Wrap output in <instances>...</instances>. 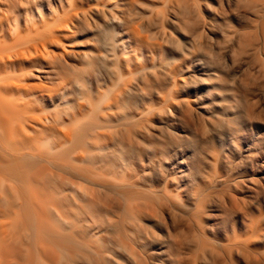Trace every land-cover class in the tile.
Listing matches in <instances>:
<instances>
[{
	"label": "bare ground",
	"instance_id": "obj_1",
	"mask_svg": "<svg viewBox=\"0 0 264 264\" xmlns=\"http://www.w3.org/2000/svg\"><path fill=\"white\" fill-rule=\"evenodd\" d=\"M107 1L0 0V264H167L150 247L162 242L156 219L174 209H182L176 230L184 239L174 250L163 241L167 261L228 264L248 244L235 227L226 230L221 244L208 236L206 213L190 200L194 196L202 204L211 179L198 167L186 165L185 158L179 171V177L186 178L183 193L153 182L146 185L129 170L118 178L114 171L96 172L76 162L95 158L96 150H120L134 156L137 170L152 173L153 167L180 154L173 149L178 143L174 130L159 138L146 129L153 115L162 126L179 108H184V116L190 115L191 104L214 95L223 110L217 124L226 121L220 117L236 121L247 114L242 97L217 79L209 44L228 51L230 57L255 54L264 41V0H146V5L141 0H111L109 14ZM138 5L147 13L144 26L134 23ZM89 13L102 16V23L112 29L120 27L115 42L114 33L110 39L108 25L102 24L107 48L85 59L88 66L100 58L106 63L112 60L110 52L115 55V48L121 49L128 72L118 67L112 76L122 79L121 88L108 93L102 108L104 94L98 83L84 86L90 112L77 105L72 113L65 111V120L58 110L40 116L36 111L43 112L53 98V71L51 65L43 69L38 63L50 60L59 64V72L69 69L63 63L67 54L63 39L71 18L86 21ZM221 25L227 32L220 33L223 41L218 39L215 45L212 39ZM144 52L154 62L152 72L134 77L129 57L144 59ZM192 73H202L217 86L208 83L205 94L198 95L183 77ZM178 94L184 97L181 103L172 99ZM216 130L226 137L236 131L230 126ZM213 156L215 167L220 157ZM74 178L103 188L110 202L98 204L93 212L94 203L83 200L85 188ZM158 223L167 227L164 220Z\"/></svg>",
	"mask_w": 264,
	"mask_h": 264
},
{
	"label": "rangeland",
	"instance_id": "obj_2",
	"mask_svg": "<svg viewBox=\"0 0 264 264\" xmlns=\"http://www.w3.org/2000/svg\"><path fill=\"white\" fill-rule=\"evenodd\" d=\"M141 1L146 5V0ZM107 6L105 12L113 13L114 2L108 0ZM139 8L143 7L138 5L136 9ZM137 12L134 23L144 26L147 20L146 10L139 9ZM89 17L90 19L86 21L79 19L82 20L81 22L71 18L67 29L68 36L63 39L67 51L63 63H66L69 69L59 72V64L50 62V60L38 63L43 69L49 65L52 66L51 74L53 76L50 89L53 98L43 106V112L36 111V114L43 116V113L52 114L58 110L59 115L63 116L65 120V111L72 113L73 108L77 105H84L83 111L90 112L89 95L84 93V86L88 88L98 83L97 87L102 89L101 92L104 94L100 105L102 108L105 107L108 100V93L111 95L120 90L121 84L119 83L122 82V79L112 78V76L117 75L118 67L128 72L121 49L116 50L115 48V55L110 52L109 59L112 60H105L106 63L103 58H100L92 66L86 64V56L107 48L104 44L105 35L100 26L102 24L106 26L108 23H102L103 18L100 15L93 16L89 13ZM217 27L216 38L212 39L215 45L218 39L223 41L220 33L227 32L224 25ZM119 29V26L112 29L108 25L109 38L112 39L114 33L115 42L118 39V32H121ZM209 45L217 79L242 97L244 109H249L247 114L236 121L220 117L226 121L217 124V117L222 116L223 110L220 98L214 95L212 100L202 97L200 101L191 104L190 115L184 116L181 112V109L184 108H179L177 112L174 111L172 116H169L168 121L164 122L162 126L157 117L153 115L151 125L146 129L152 137L159 138H166V135L174 130V139H178V143L173 149L180 154L168 159V162L163 163L162 167L158 165L153 167L152 173H143L140 169L137 170L134 166V156L120 150L115 152L105 150L101 153L96 150L95 158L88 159L83 163H76L90 167L96 172L103 170L110 173L114 171V176L118 178L129 170L133 174H137L146 185L153 182L159 188L167 187L172 192L183 193L186 188L184 187L186 178L179 177V171L184 169V165L180 161L185 158L188 163H185L186 165L191 164L193 167H198L203 175H208L211 179L205 189V197L201 199L203 200L202 204H199L197 201L200 199L194 196H191L192 200H190L191 203H195L196 208L203 207V212L206 213L203 217V224L208 230V236L213 238L217 244H221L219 239L225 238L226 230L235 227L239 238L248 244V248L235 253L232 260H228V264H264V41L260 40L255 54L245 57L240 55L230 57L228 51L220 50L213 44ZM143 56L144 59L138 60H136V55L131 54L129 57L131 61L129 70L134 77L143 78L152 72L154 62L146 57V52L143 53ZM122 76L127 77L125 74ZM188 76L185 74L183 77H187L184 79L191 82L192 91H196L198 95L205 94L208 83L217 86V83L207 80L205 76H202V73H192L191 76ZM65 82L67 86H65ZM182 88L183 86L179 90ZM96 93H94L95 96ZM64 95L66 99L63 98ZM172 99L181 103L184 97L178 94ZM99 100L95 97V101ZM154 100L155 103L158 101L156 95H154ZM64 105L67 106L66 110L63 109ZM118 119L121 120L120 117ZM219 126L222 128L230 126L236 131L232 136H220L216 130L221 129ZM44 144L45 142L40 144L42 148H45ZM72 154L78 156L82 153ZM213 155L220 157L215 167ZM90 160L91 163L88 164ZM172 174H175L176 178L170 180L169 176ZM110 176L113 175L110 174ZM73 182L82 183L85 188L83 200L94 203L93 212L98 204L104 201L110 202L111 199L108 198L103 188L90 186L76 178L73 179ZM87 187L89 189H86ZM182 198L186 200L184 196ZM87 209L90 210L89 207ZM181 212L182 209L179 211L177 209L168 210L167 213L156 219L157 229L160 230L159 238L162 242L152 245L150 251L161 257L167 264H174V261L171 258L170 262L167 261L168 257L163 241H168L172 245L171 250H174L176 245L184 239V236L176 230L178 216ZM161 220H164L167 227L158 223ZM252 221L255 222V225H251ZM254 233L257 235L255 236ZM168 234L172 235L174 245Z\"/></svg>",
	"mask_w": 264,
	"mask_h": 264
}]
</instances>
